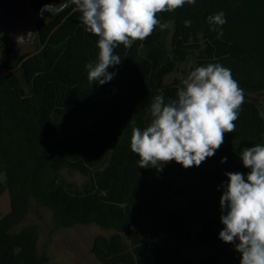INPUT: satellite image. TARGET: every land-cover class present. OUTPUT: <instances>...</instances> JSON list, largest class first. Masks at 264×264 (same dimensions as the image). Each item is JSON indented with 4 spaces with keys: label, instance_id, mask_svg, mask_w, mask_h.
Instances as JSON below:
<instances>
[{
    "label": "trees",
    "instance_id": "1",
    "mask_svg": "<svg viewBox=\"0 0 264 264\" xmlns=\"http://www.w3.org/2000/svg\"><path fill=\"white\" fill-rule=\"evenodd\" d=\"M48 2L32 0V7L40 11ZM221 11L227 22L209 24L207 17ZM158 18L169 27L114 49L122 61L108 69L116 75L104 85L88 79L98 37L74 6L37 22L38 52L19 58V74L0 68V196L7 191L11 200L10 212H0V264L48 261L34 228L14 230L33 204L49 209L56 226L112 231L93 241L100 264H240L235 246L218 238L219 200L225 173L247 175L242 150L264 146V0H196ZM10 53L6 48L4 58ZM189 61L230 69L244 103L236 130L224 134L214 156L188 169L174 162L175 181L172 167L140 168L130 137L134 126L148 125L154 96L175 98L187 74L167 78ZM64 169L87 181H67ZM175 199L184 202L166 206ZM190 250L207 255L197 260Z\"/></svg>",
    "mask_w": 264,
    "mask_h": 264
},
{
    "label": "clouds",
    "instance_id": "2",
    "mask_svg": "<svg viewBox=\"0 0 264 264\" xmlns=\"http://www.w3.org/2000/svg\"><path fill=\"white\" fill-rule=\"evenodd\" d=\"M195 3L196 0H49L38 15H55L74 6L86 30L98 37L97 61L86 64L88 79L104 85L116 75L108 69L122 61L120 55L114 54L118 45L130 48L157 27L168 28L158 14ZM207 21L218 27L227 22L223 11L207 17ZM191 23L184 21L185 27ZM222 34L219 32L218 37ZM31 35L32 32L16 35V45L26 43ZM243 103V89L230 69L218 63L197 67L181 77L175 98L166 100L163 94L153 97L148 125L143 130L132 128L130 150L138 156L140 168L160 170L169 162L184 169L199 167L222 146L224 134L236 130L235 121ZM240 160L247 175L227 172V183L221 185L223 229L218 238L235 246L240 264H264V146L243 149ZM226 161L227 157L221 159L222 164Z\"/></svg>",
    "mask_w": 264,
    "mask_h": 264
},
{
    "label": "rangeland",
    "instance_id": "3",
    "mask_svg": "<svg viewBox=\"0 0 264 264\" xmlns=\"http://www.w3.org/2000/svg\"><path fill=\"white\" fill-rule=\"evenodd\" d=\"M53 15L44 13L39 20L47 21ZM38 37L36 31L32 38L22 45H16V42L8 36H0V68L10 69L19 74L20 64L19 58L26 54H35L38 52ZM6 48L11 49L9 58H4ZM8 67V68H7ZM195 69L197 66L193 61H189L185 65L180 66L179 72H174L168 76L167 82H170L175 76L189 73L190 69ZM262 104V111L264 113V96L259 97ZM163 167L172 169L170 172V179L177 181L179 179L178 173L175 171L174 162H169ZM62 175L67 181L74 182L82 187L87 181V178L79 172H71L68 169L62 171ZM184 200H172L166 204L167 207L180 205ZM11 210V200L9 193L5 191L0 196V212L4 216ZM24 228H34L38 235V252L40 255L48 257L46 264H100L91 252L93 241L98 235L109 236L112 231L102 229L97 224L90 225H76L73 227H59L56 226L53 220L52 212L44 207H39L36 204L31 206L29 214L25 220L19 224L14 230L19 232ZM189 254L197 260L203 259L207 253L190 250ZM225 264V263H221Z\"/></svg>",
    "mask_w": 264,
    "mask_h": 264
},
{
    "label": "water",
    "instance_id": "4",
    "mask_svg": "<svg viewBox=\"0 0 264 264\" xmlns=\"http://www.w3.org/2000/svg\"><path fill=\"white\" fill-rule=\"evenodd\" d=\"M38 13L39 11H35L32 7V0H2L0 33L15 41L16 35L32 32V38L40 18Z\"/></svg>",
    "mask_w": 264,
    "mask_h": 264
}]
</instances>
